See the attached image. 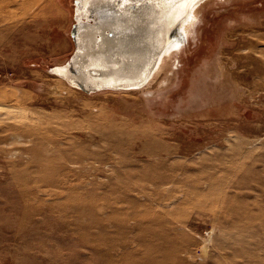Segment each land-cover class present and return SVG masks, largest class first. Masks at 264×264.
Instances as JSON below:
<instances>
[{
	"label": "rangeland",
	"instance_id": "374dc122",
	"mask_svg": "<svg viewBox=\"0 0 264 264\" xmlns=\"http://www.w3.org/2000/svg\"><path fill=\"white\" fill-rule=\"evenodd\" d=\"M7 1L0 264H264V0H201L142 85L89 92L55 70L78 0Z\"/></svg>",
	"mask_w": 264,
	"mask_h": 264
},
{
	"label": "bare ground",
	"instance_id": "6f19581e",
	"mask_svg": "<svg viewBox=\"0 0 264 264\" xmlns=\"http://www.w3.org/2000/svg\"><path fill=\"white\" fill-rule=\"evenodd\" d=\"M200 1L84 0L74 39L77 51L69 64L55 70L72 84L81 81L90 90L138 87L165 53L177 50L179 29L187 32L197 22ZM83 16H93L94 21Z\"/></svg>",
	"mask_w": 264,
	"mask_h": 264
},
{
	"label": "water",
	"instance_id": "95a60500",
	"mask_svg": "<svg viewBox=\"0 0 264 264\" xmlns=\"http://www.w3.org/2000/svg\"><path fill=\"white\" fill-rule=\"evenodd\" d=\"M84 0H78V4L80 5L82 2H83ZM87 1H91V0H87ZM78 23L79 22H76L73 26V31H72V35H73V37H76L77 35H76V32H77V25H78ZM67 64H69V63H67ZM71 65V64H70ZM77 85H79L82 89H84V90H86V91H92V90H96V88H91V90H90V88L89 87H87L84 83H82L81 81H78V84ZM103 88V87H102Z\"/></svg>",
	"mask_w": 264,
	"mask_h": 264
}]
</instances>
